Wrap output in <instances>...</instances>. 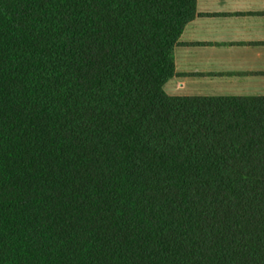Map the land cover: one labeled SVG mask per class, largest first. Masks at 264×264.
I'll return each instance as SVG.
<instances>
[{"label":"trees","instance_id":"16d2710c","mask_svg":"<svg viewBox=\"0 0 264 264\" xmlns=\"http://www.w3.org/2000/svg\"><path fill=\"white\" fill-rule=\"evenodd\" d=\"M197 0H0V264H264V95L172 96Z\"/></svg>","mask_w":264,"mask_h":264},{"label":"crops","instance_id":"0c3cea01","mask_svg":"<svg viewBox=\"0 0 264 264\" xmlns=\"http://www.w3.org/2000/svg\"><path fill=\"white\" fill-rule=\"evenodd\" d=\"M174 53L172 96L264 94V0H197Z\"/></svg>","mask_w":264,"mask_h":264},{"label":"rangeland","instance_id":"374dc122","mask_svg":"<svg viewBox=\"0 0 264 264\" xmlns=\"http://www.w3.org/2000/svg\"><path fill=\"white\" fill-rule=\"evenodd\" d=\"M264 93V92H263ZM262 95H264V94H262Z\"/></svg>","mask_w":264,"mask_h":264}]
</instances>
